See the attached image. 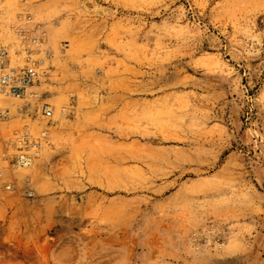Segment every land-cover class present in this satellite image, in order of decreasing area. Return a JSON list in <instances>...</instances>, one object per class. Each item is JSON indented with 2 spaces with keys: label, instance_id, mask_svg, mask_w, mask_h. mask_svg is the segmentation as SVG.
Segmentation results:
<instances>
[{
  "label": "rangeland",
  "instance_id": "rangeland-1",
  "mask_svg": "<svg viewBox=\"0 0 264 264\" xmlns=\"http://www.w3.org/2000/svg\"><path fill=\"white\" fill-rule=\"evenodd\" d=\"M0 47V264H264V0H0Z\"/></svg>",
  "mask_w": 264,
  "mask_h": 264
},
{
  "label": "built area",
  "instance_id": "built-area-1",
  "mask_svg": "<svg viewBox=\"0 0 264 264\" xmlns=\"http://www.w3.org/2000/svg\"><path fill=\"white\" fill-rule=\"evenodd\" d=\"M38 80L37 68L27 60L22 66H13L10 63L8 52L4 47H0V101L7 97L21 99L27 95L28 89L31 88ZM39 112L41 115L50 116L51 111L47 104L43 103ZM8 111L0 104V122L7 118ZM15 153L9 157L0 147V161L13 169H21L32 163L34 156L37 154L39 143L32 141L26 131H20L12 140ZM11 190L13 184L2 181L0 171V190Z\"/></svg>",
  "mask_w": 264,
  "mask_h": 264
},
{
  "label": "bare ground",
  "instance_id": "bare-ground-1",
  "mask_svg": "<svg viewBox=\"0 0 264 264\" xmlns=\"http://www.w3.org/2000/svg\"><path fill=\"white\" fill-rule=\"evenodd\" d=\"M32 50V49H31ZM38 50V49H37ZM32 52V51H31ZM36 52V51H35ZM38 53V52H37ZM35 55V54H34ZM38 55V54H37ZM36 55V56H37ZM29 57V56H28ZM33 58V57H32ZM37 58V57H36ZM13 66H19L20 64H18L17 63V61L16 60H14L13 59ZM32 88H33V86H32ZM27 94L28 95H32V92L29 90L28 92H27ZM36 95V94H35ZM37 96V95H36ZM35 97V96H34ZM7 98H11V100H10V102H9V105H11V106H14L15 105V101H13V100H15V99H17V98H13V97H7ZM13 99V100H12ZM22 99V98H21ZM2 103V101H0V104ZM23 108V107H22ZM26 113V112H25Z\"/></svg>",
  "mask_w": 264,
  "mask_h": 264
}]
</instances>
